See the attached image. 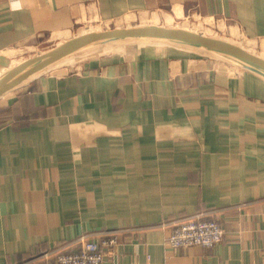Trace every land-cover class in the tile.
<instances>
[{
    "label": "crops",
    "instance_id": "obj_1",
    "mask_svg": "<svg viewBox=\"0 0 264 264\" xmlns=\"http://www.w3.org/2000/svg\"><path fill=\"white\" fill-rule=\"evenodd\" d=\"M153 11L264 41V0H0V56ZM216 62L247 72L249 94H232L234 81L172 74L162 57L57 69L5 94L0 264L76 251L82 235L118 239L108 264H264V80ZM198 218L222 226L217 245L166 244L175 225Z\"/></svg>",
    "mask_w": 264,
    "mask_h": 264
},
{
    "label": "rangeland",
    "instance_id": "obj_2",
    "mask_svg": "<svg viewBox=\"0 0 264 264\" xmlns=\"http://www.w3.org/2000/svg\"><path fill=\"white\" fill-rule=\"evenodd\" d=\"M174 14V13H173ZM151 16H156L157 18V27L160 28H165L167 23H171L173 24V27H184L185 29H193L196 31L201 32L203 35V37H206L205 35L210 36V38H222L223 39H227V40H232V41H236L237 43H239L242 48L246 51L244 52H248V53H252V54H263V49L264 48V41L262 40H253V39H249L246 38L244 36H242V39L239 38L237 36L236 33H233L234 36L236 37H232L230 36V29H233V27H230L228 24L224 23V22H213L212 20H208V19H204V18H197V17H191V16H187V15H182V14H178L176 15H172L169 14L168 11L161 12H147V13H142L141 15H128L123 17V19H121L122 21H118L119 23L115 24V20H113L112 23H109L107 20H99L96 19L94 20L96 22L95 25L100 26V28H106L107 30H112V29H121V28H125V23L123 22V20H130L131 25L133 26H144L146 23L145 22H152L153 20H151ZM155 18V17H154ZM146 19V20H145ZM170 19V20H169ZM143 20H145L143 22ZM149 20V21H148ZM107 21V23H106ZM99 22H103L98 24ZM163 25V26H162ZM198 27V28H197ZM201 27V28H199ZM224 28V29H223ZM92 31L93 32H102L100 31L99 27H92ZM81 31V30H80ZM194 32V31H193ZM77 34H79V32L76 34L73 32L72 34L67 33V37L68 35L74 38V36H76ZM61 34H57L54 35V39L56 40H52L50 41V44L48 45V48L46 49H24V50H12V52H14L15 55H13V57H9V59H7L8 61V65L6 67H8L9 65L12 64V62L15 61H23V60H27L30 59L32 57L38 56L44 52H47L53 48H55L59 43L63 42V39L61 36H59ZM70 39V38H69ZM68 39V40H69ZM250 44H254L251 45L252 47H249ZM159 45V44H158ZM160 49V50H158ZM161 49H166V50H170L171 53H164V52H170V51H164ZM106 50V49H105ZM140 50V52H139ZM159 52V54H158ZM175 52V51H174ZM172 51V47L171 46H151L150 44H136L135 46L133 45H120V46H115V47H111L109 49H107V51H94L91 53H85V54H80V55H76L75 57H70L68 59H65L63 62H61L60 64H58L57 66L53 67L52 69H49L48 71L44 72L45 75L49 74L50 72L59 69L60 73L59 74H52V75H57V76H65L67 74H74V75H80L82 74L85 70L87 69H91L93 65H97L100 64V66H104V65H108L110 63H131V64H135L139 59L142 60L144 58H153V57H162L166 64H172V74L175 73H185V74H192L195 73L193 75H198L200 76V78H208L210 80V82H218L219 78L221 80H228L231 81V86H229L227 89L232 93V94H236L238 92H242L244 93L247 90V87L245 85L244 82H240V81H248L246 80L247 77V72L245 73L244 70L242 71V69L236 71L233 68H228L227 70H218V65L216 61V59H210L209 57L203 56V55H197L192 53V55H186L183 54L184 56H189L188 57H184L182 56V54L180 53H174ZM264 55V54H263ZM184 57V58H183ZM68 66V67H67ZM61 68V69H60ZM181 69V70H180ZM231 69V70H230ZM178 70H180L178 72ZM246 76H245V74ZM43 75V74H41ZM39 75V76H41ZM240 75V76H239ZM244 75V76H243ZM176 76V75H175ZM243 78H242V77ZM230 78V79H229ZM239 81V82H238ZM27 83V82H26ZM24 83V84H26ZM22 84V85H24ZM22 85H20L19 87H21ZM16 89V88H15ZM18 89V87H17ZM262 89V88H261ZM263 92V89H262ZM246 93H248L246 91ZM249 94V93H248ZM3 96L0 97V102L2 101ZM81 238H85L88 239L87 237H85L84 235H82L81 237H79L78 239V243L80 244L81 242ZM90 240V239H88ZM72 250V248H63L57 251H50V253L52 254H46L48 255L47 257H53L55 256L58 252H62V251H70ZM41 251H37L36 254L40 253ZM43 261L40 260L35 264H41Z\"/></svg>",
    "mask_w": 264,
    "mask_h": 264
},
{
    "label": "water",
    "instance_id": "obj_3",
    "mask_svg": "<svg viewBox=\"0 0 264 264\" xmlns=\"http://www.w3.org/2000/svg\"><path fill=\"white\" fill-rule=\"evenodd\" d=\"M162 29L140 25L131 29H112L99 35L89 29H83L76 37L59 43L55 48L38 56L24 60L12 70L6 69L8 60L0 56V97L57 66L65 59L120 45L171 46L174 49L241 67L264 80L263 54L245 53L242 46L232 40L203 36L197 39L192 32L178 31L174 28Z\"/></svg>",
    "mask_w": 264,
    "mask_h": 264
},
{
    "label": "built area",
    "instance_id": "obj_4",
    "mask_svg": "<svg viewBox=\"0 0 264 264\" xmlns=\"http://www.w3.org/2000/svg\"><path fill=\"white\" fill-rule=\"evenodd\" d=\"M224 236V229L215 219H193L174 226L166 244L171 248H189L201 246L207 249L217 245ZM76 251L58 253L46 257L41 264H108V257L119 244L116 237L92 241L80 239Z\"/></svg>",
    "mask_w": 264,
    "mask_h": 264
},
{
    "label": "bare ground",
    "instance_id": "obj_5",
    "mask_svg": "<svg viewBox=\"0 0 264 264\" xmlns=\"http://www.w3.org/2000/svg\"><path fill=\"white\" fill-rule=\"evenodd\" d=\"M156 25H158L157 24V19L156 18H154L153 19V21L152 22H148V23H146L144 26H155V27H157ZM166 25H168V26H166L164 29H166V28H174V29H177L178 31L180 30V31H187V32H192L193 34H194V37L195 38H197V39H200V37H202V31L201 32H199V31H196V30H190V29H185L184 27H178V28H176V27H173V24H171L170 22L169 23H167ZM163 26V25H162ZM134 27H138V26H129L128 28L129 29H131V28H134ZM160 28V27H159ZM162 29V28H161ZM224 29V28H223ZM163 30V29H162ZM231 30V29H230ZM194 31V32H193ZM98 35L100 34V33H103V32H96ZM233 33H235V31H232V32H230V36H234V34ZM206 37H209L210 38V36H208V35H205ZM234 37H236V36H234ZM223 38V37H222ZM251 45H254V44H250V46L249 47H252ZM151 46H156V47H159V46H164V45H158V44H155V45H151ZM263 49V54H264V48H262ZM158 50H160V49H158ZM161 50H164V51H170V50H166V49H161ZM101 51H107V49L106 50H101ZM172 51L174 52V53H180V54H186V55H192V53H190V52H187V51H183V50H179V49H174V48H172ZM243 51H246V50H244L243 49ZM139 52H140V50H139ZM159 53V52H158ZM164 53H171V51L170 52H164ZM246 53V52H245ZM248 53V52H247ZM250 54H252V53H250ZM73 57H75V56H73ZM24 61V60H23ZM23 61H15L14 60V62H12V64L11 65H9L8 67H6V69L7 70H12V69H14L16 66H18L20 63H22ZM68 67V66H67ZM5 69V70H6ZM61 69V68H60ZM10 93V92H9ZM6 94H8V93H6ZM3 96H5V94L3 95Z\"/></svg>",
    "mask_w": 264,
    "mask_h": 264
},
{
    "label": "clouds",
    "instance_id": "obj_6",
    "mask_svg": "<svg viewBox=\"0 0 264 264\" xmlns=\"http://www.w3.org/2000/svg\"><path fill=\"white\" fill-rule=\"evenodd\" d=\"M13 7H14V8H18V7H19V5H14Z\"/></svg>",
    "mask_w": 264,
    "mask_h": 264
}]
</instances>
